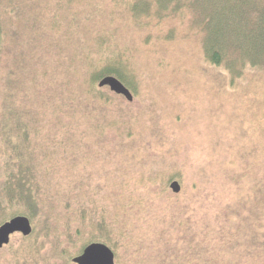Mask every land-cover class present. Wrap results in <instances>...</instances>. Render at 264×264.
<instances>
[{"label":"rangeland","instance_id":"rangeland-1","mask_svg":"<svg viewBox=\"0 0 264 264\" xmlns=\"http://www.w3.org/2000/svg\"><path fill=\"white\" fill-rule=\"evenodd\" d=\"M6 9L0 123L13 105L25 115L40 203L25 214L32 234H13L0 264H76L91 236L106 240L116 264H264V81L255 72L231 81L181 21L174 38L147 39L122 2L12 0ZM112 53L131 100L92 86ZM17 75L26 82L6 95ZM14 152L0 137V165L21 161ZM5 197L0 225L29 209Z\"/></svg>","mask_w":264,"mask_h":264},{"label":"trees","instance_id":"trees-1","mask_svg":"<svg viewBox=\"0 0 264 264\" xmlns=\"http://www.w3.org/2000/svg\"><path fill=\"white\" fill-rule=\"evenodd\" d=\"M111 1L125 4V13L141 30H146L147 39L152 37L154 32L161 33L164 30L167 34L164 36L158 34L157 37L174 38L180 32L178 25L181 21L185 27L183 35L189 37L197 34L202 39L205 60L224 68L231 81L241 79L248 71L255 72L259 79L264 81V0ZM11 3L12 0H0V12L3 15ZM104 39L105 44L109 43L108 38ZM115 57L113 53L105 56L101 59L104 63L99 64L98 69L97 67L93 69L90 81L94 89L93 82L106 76H115L126 85L121 70L114 67L116 64L111 62ZM19 76L6 78L5 84L8 85L6 95L14 97V87L16 85L20 87L26 82V79L23 80ZM1 115L3 120L0 123V137L16 151L11 156L12 161L15 162L19 158L21 161L14 166L13 163L0 165V192L6 195L4 201L16 204L23 201L29 206L27 213L19 212V215H32L40 203V196L37 195L39 184L35 181L33 172L35 164L31 162L32 150H29L28 146L24 147L25 141H29L30 128L24 123L25 115L18 114L14 105L8 107ZM17 146L24 148L17 151ZM77 227L81 231L89 228L81 227V223ZM99 241L106 242L101 237L91 236L83 248Z\"/></svg>","mask_w":264,"mask_h":264},{"label":"water","instance_id":"water-1","mask_svg":"<svg viewBox=\"0 0 264 264\" xmlns=\"http://www.w3.org/2000/svg\"><path fill=\"white\" fill-rule=\"evenodd\" d=\"M99 86H109L117 94H123L128 99L133 98L130 89L117 77L106 76L100 80ZM171 188L178 192V181L171 183ZM20 232L28 236L33 232V225L26 215H16L0 225V248L8 244L11 235ZM76 264H116L114 251L103 242H93L84 248V251L73 258Z\"/></svg>","mask_w":264,"mask_h":264},{"label":"flooded vegetation","instance_id":"flooded-vegetation-1","mask_svg":"<svg viewBox=\"0 0 264 264\" xmlns=\"http://www.w3.org/2000/svg\"><path fill=\"white\" fill-rule=\"evenodd\" d=\"M173 181H176V180H173ZM173 181H172V182H173ZM13 217H14V216H13ZM10 219H11V218H10ZM30 220H31V219H30ZM33 230H34V228H33ZM17 233H19V232H17ZM14 234H16V233H14ZM31 234H32V233H31ZM31 234H30V235H31ZM12 235H13V234H12ZM12 235H11V236H12ZM28 236H29V235H28ZM4 246H5V245H4ZM4 246H3V247H4ZM0 249H1V248H0ZM83 251H84V249H83ZM83 251H82V252H83ZM82 252H81V253H82Z\"/></svg>","mask_w":264,"mask_h":264}]
</instances>
